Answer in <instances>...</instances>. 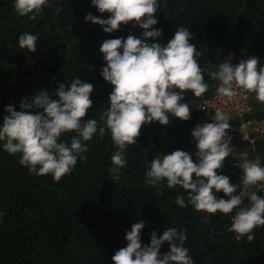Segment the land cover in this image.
Segmentation results:
<instances>
[{
  "label": "trees",
  "instance_id": "1",
  "mask_svg": "<svg viewBox=\"0 0 264 264\" xmlns=\"http://www.w3.org/2000/svg\"><path fill=\"white\" fill-rule=\"evenodd\" d=\"M13 4L14 0H0V126L8 105L20 111L23 99L42 90L52 94L59 84H70L76 77L94 87L92 107L83 119L99 122L113 87L101 75L106 62L100 46L106 39H126L129 34L140 38L144 30L129 22L105 33L100 25L85 21L89 12L102 19L109 16L98 12L91 0H48L35 20L19 16ZM158 4L154 14L158 23L153 27L162 30V36L149 38V43L166 45L176 28L185 27L193 35L190 43L202 53L197 58L202 68L218 66L229 56L233 64L254 56L264 66V0H158ZM56 7L61 9L59 13L53 10ZM25 32L39 37L34 53L19 48L18 38ZM204 79L209 84L204 94L210 96L218 81L207 72ZM251 95L253 116L264 118V104ZM212 117L191 112L187 121L170 115L169 125L157 121L142 125L137 142L126 149V165L115 182L109 169L117 149L107 130L102 138L97 132L83 142L88 147L87 159H78L59 182L50 174H30L19 163L20 154L7 153L0 142V264H113L115 252L127 246L126 232L141 219L145 221L142 246L150 244L153 231L160 235L175 227L186 230L184 246L194 264H264V226L254 230L253 241L248 242L247 237L238 241L228 230L235 209L229 214H208L192 206L182 209L175 204L176 196L186 195L182 187L170 189L166 181L153 187L145 179L157 154L182 150L198 162L191 132L196 124L211 122ZM229 122L230 130L240 124L232 117ZM73 135L66 133L61 140L70 143ZM240 147L252 153L248 145ZM257 153L264 165V142ZM230 160L231 155L217 174L239 185L241 170ZM213 191L217 198L227 199L222 191ZM257 194L264 196L263 191ZM169 249L165 242L160 252Z\"/></svg>",
  "mask_w": 264,
  "mask_h": 264
},
{
  "label": "clouds",
  "instance_id": "2",
  "mask_svg": "<svg viewBox=\"0 0 264 264\" xmlns=\"http://www.w3.org/2000/svg\"><path fill=\"white\" fill-rule=\"evenodd\" d=\"M91 4L101 14L109 16L102 19L89 12L85 21L100 25L105 33L134 22L133 26L144 30L142 37L129 34L126 39H106L100 46L106 62L101 75L113 87L108 107L101 113L99 122L83 119L92 107L90 94L94 87L79 77L70 84H59L52 94L42 90L30 99H23L20 111L12 105L5 108L8 114L0 126V142L7 153L20 154L19 163L30 174H50L59 182L71 173L78 159H87L88 147L83 142L90 141L97 132L102 138L107 130L117 149L111 156L113 167L109 171L112 181H119L120 170L126 165V149L137 142L142 125L153 121L169 125L170 115L183 121L191 118L189 105L182 102L183 93L191 91L197 98L206 93L209 84L205 82V72L219 82L216 86L219 96L231 99L238 91L254 93L256 101L264 104V66L258 58L248 56L233 64L229 56L218 66L208 64L202 68L197 60L202 53L190 43L193 35L185 27L176 28L166 45L149 43V38L155 40L162 36V30L153 27L158 23L154 17L160 6L158 0H91ZM46 5L48 0H14L13 7L19 16L35 20ZM53 10L61 11L59 7ZM38 39V35L25 32L18 38L19 48L34 53ZM31 109L43 111L33 114ZM229 121V115L218 108L211 122L198 123L191 132L198 162L193 161L192 154L182 150L157 154L145 179L153 187L165 181L170 189L182 187L186 195L175 198V204L182 209L192 206L208 214H229L235 209L228 230L235 233L236 240L247 237L251 242L255 238L254 230L264 226V196L257 194L264 191V166L258 158L249 159L247 152H241L236 165L241 170L239 185L230 183L228 176L217 174L232 153ZM66 133H75L70 143L61 140ZM251 188L255 190L249 191ZM213 190L222 191L227 199L217 198ZM144 227L143 219L132 224L125 234L127 246L115 252L113 264H194L189 249L184 246L186 230L169 227L160 235L153 231L150 244L142 246ZM165 242L170 249L161 254Z\"/></svg>",
  "mask_w": 264,
  "mask_h": 264
},
{
  "label": "built area",
  "instance_id": "3",
  "mask_svg": "<svg viewBox=\"0 0 264 264\" xmlns=\"http://www.w3.org/2000/svg\"><path fill=\"white\" fill-rule=\"evenodd\" d=\"M175 90L177 92L180 91L179 89ZM183 96V101L189 105L190 112H204L207 115L214 116L215 111L219 108L226 112L229 117L240 120V124L235 129L228 130V135L231 137L232 150H237L242 148L240 146L248 145L254 158H258L261 165L264 166L262 164V155L257 153L259 144L264 142V118L253 116L255 108L252 104L251 93L238 91L235 97L229 99L219 96L215 88V91L210 96L203 94L197 98L189 91H185ZM238 161L236 158H231L230 163L236 166Z\"/></svg>",
  "mask_w": 264,
  "mask_h": 264
},
{
  "label": "rangeland",
  "instance_id": "4",
  "mask_svg": "<svg viewBox=\"0 0 264 264\" xmlns=\"http://www.w3.org/2000/svg\"><path fill=\"white\" fill-rule=\"evenodd\" d=\"M241 152H247L249 159H255L254 156H253V154L251 152L245 151L242 148L237 149V150H232L231 158H236V159L240 160V153Z\"/></svg>",
  "mask_w": 264,
  "mask_h": 264
}]
</instances>
